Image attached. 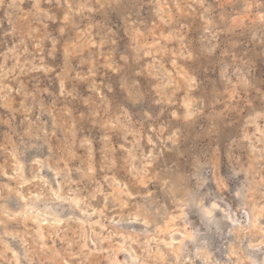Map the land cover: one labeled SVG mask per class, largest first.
<instances>
[{
    "label": "rangeland",
    "instance_id": "374dc122",
    "mask_svg": "<svg viewBox=\"0 0 264 264\" xmlns=\"http://www.w3.org/2000/svg\"><path fill=\"white\" fill-rule=\"evenodd\" d=\"M0 264H264V0H0Z\"/></svg>",
    "mask_w": 264,
    "mask_h": 264
},
{
    "label": "snow or ice",
    "instance_id": "6c2138e0",
    "mask_svg": "<svg viewBox=\"0 0 264 264\" xmlns=\"http://www.w3.org/2000/svg\"><path fill=\"white\" fill-rule=\"evenodd\" d=\"M203 216L207 218L209 223L216 221V217L219 213L218 204L212 200L203 201L201 204L197 205Z\"/></svg>",
    "mask_w": 264,
    "mask_h": 264
},
{
    "label": "bare ground",
    "instance_id": "6f19581e",
    "mask_svg": "<svg viewBox=\"0 0 264 264\" xmlns=\"http://www.w3.org/2000/svg\"><path fill=\"white\" fill-rule=\"evenodd\" d=\"M187 80V79H186ZM190 106V105H189ZM25 183H27V181H25V182H23V183H20V186H22L23 184H25ZM53 194H54V192H52ZM57 194V193H56ZM25 196V195H24ZM77 203V202H76ZM30 206V205H29ZM35 208V207H34ZM30 210V209H29ZM30 212V211H29ZM19 213V212H18ZM14 215H16V214H14ZM256 217V216H255ZM35 218V217H34ZM41 218V217H40ZM52 218V217H51ZM36 219V218H35ZM15 220V219H14ZM43 220V219H42ZM48 220H50V219H48ZM2 221V220H1ZM57 221H58V219H57ZM60 222V221H59ZM62 222V221H61ZM60 222V223H61ZM56 223V222H55ZM59 225V224H58ZM255 225V224H254ZM254 225H252V226H254ZM41 226V225H40ZM255 227H257V226H255ZM41 228V227H40ZM121 238H122V236H121Z\"/></svg>",
    "mask_w": 264,
    "mask_h": 264
}]
</instances>
